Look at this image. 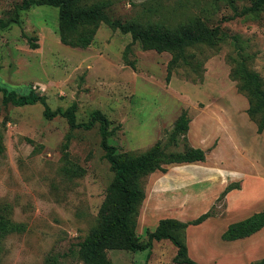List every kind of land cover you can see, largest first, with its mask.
Segmentation results:
<instances>
[{"label":"rangeland","instance_id":"1","mask_svg":"<svg viewBox=\"0 0 264 264\" xmlns=\"http://www.w3.org/2000/svg\"><path fill=\"white\" fill-rule=\"evenodd\" d=\"M22 1L0 0V20L17 18L0 27V86L18 95L32 90L51 110L75 102L78 122L99 110L110 122L108 141L118 152H143L157 141L167 152L181 151L183 142L169 144L168 135L179 114H188V144L203 147L205 160L169 164L142 179L145 196L135 226L140 239L162 218L190 221L210 211L184 231L191 259L250 264L264 257V227L233 241L221 237L231 223L264 211V130L256 132L247 97L230 75L242 54L264 82V11L239 14L249 0H104L109 16L123 21L176 27L198 20L226 33L214 45L189 48L190 64L180 63L166 80L169 52L144 49L137 41L127 52L134 69L123 57L130 34L104 23L89 47H70L59 39L56 8L32 5L16 15ZM42 112L40 103L3 104L0 94V207L23 225L0 238V264H84L78 243L97 223L113 177L98 124L70 130L64 117L46 119ZM216 167L230 179L234 169L238 177L219 182ZM175 254L167 239L154 241L149 254L106 250L112 264H179Z\"/></svg>","mask_w":264,"mask_h":264},{"label":"trees","instance_id":"2","mask_svg":"<svg viewBox=\"0 0 264 264\" xmlns=\"http://www.w3.org/2000/svg\"><path fill=\"white\" fill-rule=\"evenodd\" d=\"M249 1L250 5L245 6L239 14L258 15L264 11V0ZM32 5H46L57 9L59 39L61 43L70 47H89L101 23L123 34H130L131 42L126 45L123 57L134 69V63L127 60V52L130 46L137 41L144 49H151L158 53L169 52L171 59L167 65L166 80H169L172 69L180 63L190 64L188 57L194 54L187 53L189 48L204 43L211 46L219 38L226 36L219 26L210 29L198 20L171 27L165 24L112 18L108 13V4L104 0H96L89 4L85 0H23L15 6L14 13L17 15L19 9H27ZM12 22H17L15 15L6 21L0 20V27L4 28ZM30 46L36 48L37 44L30 43ZM246 62L247 57L239 54L230 75L236 81L237 89L247 97V114L255 122L256 132L262 133L264 130V82L259 74L248 67ZM0 94L3 104L11 103L20 107L40 103L43 105L42 114L46 119H52L57 115L64 117L70 130L76 128L89 130L98 124L99 144L113 172V177L100 205L97 223L78 243L77 254L84 264H112L106 255L108 249L132 252L147 250L149 254L153 242L163 239L169 240L175 246L174 261L176 263L201 264L189 257L183 234L189 225H198L209 218L210 211L190 221L162 218L153 230L147 231L145 240H141L135 231L139 208L145 196L142 179L155 171L164 172L165 166L169 164L196 163L205 160V151L202 148L188 144L186 134L190 119L186 111L179 114L168 135L169 144L178 146L180 141L183 142L184 148L181 151L167 152L162 142L157 141L143 152H118L117 148L108 141L111 134L110 122L99 110H93L87 121L78 122L75 102L65 109L51 110L44 96L35 95L32 90L27 94L18 95L13 90L0 86ZM2 138L0 132V154L4 151ZM69 139L70 134H67L63 143L64 151L69 145ZM231 185V183L228 184L222 194L229 192ZM262 227H264V211L231 223L221 237L224 240L233 241L248 237ZM22 230L23 225L11 221L5 209L0 207V238L8 233ZM250 264H264V257Z\"/></svg>","mask_w":264,"mask_h":264},{"label":"crops","instance_id":"3","mask_svg":"<svg viewBox=\"0 0 264 264\" xmlns=\"http://www.w3.org/2000/svg\"><path fill=\"white\" fill-rule=\"evenodd\" d=\"M201 148V147H200ZM203 148V147H202ZM196 163H200V162H196ZM196 163H193V164H196ZM202 164H204V163H202ZM216 168H218V167H216ZM214 169V167H210V165H208L207 166V170L209 171V170H213ZM216 171H217V173H216V175H213V177H214V179H216V180H219V182L222 180V181H224V180H226V181H228V179L231 181L232 179H236L238 176H235V175H237L238 173H235V170L233 169L232 171H229V174H231V176H232V179H230V178H227L228 176H225V171L224 170H221L220 168H218V169H216ZM223 177V179H220V177ZM212 178V177H211Z\"/></svg>","mask_w":264,"mask_h":264}]
</instances>
